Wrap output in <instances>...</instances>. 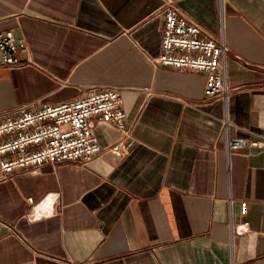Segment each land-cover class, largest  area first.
Returning a JSON list of instances; mask_svg holds the SVG:
<instances>
[{"label": "crops", "instance_id": "crops-1", "mask_svg": "<svg viewBox=\"0 0 264 264\" xmlns=\"http://www.w3.org/2000/svg\"><path fill=\"white\" fill-rule=\"evenodd\" d=\"M174 1L206 36L223 26L225 102L204 98L203 74L151 63L161 0H0V36L24 46L21 66L0 53V114L119 88L131 143L0 181V264H264V152L227 158L222 136L226 120L264 139V4ZM93 131L102 150L120 140Z\"/></svg>", "mask_w": 264, "mask_h": 264}, {"label": "built area", "instance_id": "built-area-1", "mask_svg": "<svg viewBox=\"0 0 264 264\" xmlns=\"http://www.w3.org/2000/svg\"><path fill=\"white\" fill-rule=\"evenodd\" d=\"M163 18L160 54L151 63L180 73L195 72L205 76V99L228 98L226 83L227 45L223 26L218 39L204 34L202 28L182 15L174 0H161ZM264 4V0H260ZM24 50L11 33L0 36L1 65L6 68L24 63L17 54ZM111 125L120 140L102 150L93 131V120ZM126 114L122 108L121 89L106 88L74 101L53 105H21L0 114V181L12 179L19 173L35 174L44 165L56 167L62 163L85 166L96 157L110 154L123 159L131 143L125 127ZM224 152L252 149L264 152V139L229 136V123L222 124ZM32 204L31 199L28 200ZM247 205L240 204L245 215ZM247 223L243 224L246 227Z\"/></svg>", "mask_w": 264, "mask_h": 264}]
</instances>
